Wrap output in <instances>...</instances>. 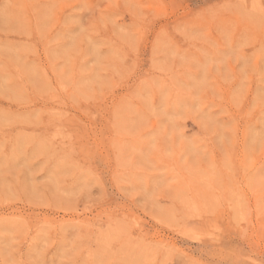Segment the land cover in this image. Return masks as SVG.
I'll use <instances>...</instances> for the list:
<instances>
[{"label": "rangeland", "instance_id": "1", "mask_svg": "<svg viewBox=\"0 0 264 264\" xmlns=\"http://www.w3.org/2000/svg\"><path fill=\"white\" fill-rule=\"evenodd\" d=\"M0 264H264V0H0Z\"/></svg>", "mask_w": 264, "mask_h": 264}, {"label": "bare ground", "instance_id": "2", "mask_svg": "<svg viewBox=\"0 0 264 264\" xmlns=\"http://www.w3.org/2000/svg\"><path fill=\"white\" fill-rule=\"evenodd\" d=\"M53 135V134H52Z\"/></svg>", "mask_w": 264, "mask_h": 264}]
</instances>
